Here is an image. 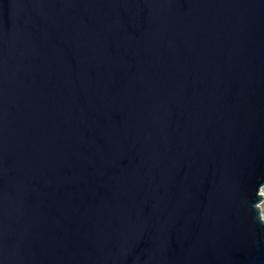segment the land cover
Returning a JSON list of instances; mask_svg holds the SVG:
<instances>
[{
	"label": "water",
	"instance_id": "95a60500",
	"mask_svg": "<svg viewBox=\"0 0 264 264\" xmlns=\"http://www.w3.org/2000/svg\"><path fill=\"white\" fill-rule=\"evenodd\" d=\"M264 0H0V264H264Z\"/></svg>",
	"mask_w": 264,
	"mask_h": 264
},
{
	"label": "rangeland",
	"instance_id": "374dc122",
	"mask_svg": "<svg viewBox=\"0 0 264 264\" xmlns=\"http://www.w3.org/2000/svg\"><path fill=\"white\" fill-rule=\"evenodd\" d=\"M261 192L264 194V186L262 187ZM261 208H262V214L264 217V201L261 203Z\"/></svg>",
	"mask_w": 264,
	"mask_h": 264
}]
</instances>
